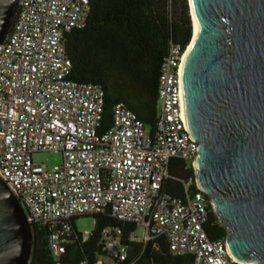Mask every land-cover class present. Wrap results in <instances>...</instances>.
I'll return each mask as SVG.
<instances>
[{
  "label": "built area",
  "instance_id": "2783aa9c",
  "mask_svg": "<svg viewBox=\"0 0 264 264\" xmlns=\"http://www.w3.org/2000/svg\"><path fill=\"white\" fill-rule=\"evenodd\" d=\"M88 13V0H18L0 43V176L28 223L52 228V264H65L62 235L68 228L56 225L103 213L135 225L128 240H139L140 229L141 241L161 237L170 254H188L191 264H253L232 259L224 237H207L209 199L197 186L191 192L184 185L182 196L163 189L173 159L187 162L194 173L197 142L186 126L181 91L187 46L170 42L162 57L151 133L122 101L114 103L110 125L99 132L103 90L70 78L65 39ZM36 152H59L61 162L38 165ZM100 242L118 262L126 258L129 246L118 226L103 227Z\"/></svg>",
  "mask_w": 264,
  "mask_h": 264
},
{
  "label": "water",
  "instance_id": "95a60500",
  "mask_svg": "<svg viewBox=\"0 0 264 264\" xmlns=\"http://www.w3.org/2000/svg\"><path fill=\"white\" fill-rule=\"evenodd\" d=\"M17 1L0 0V43ZM190 2L197 34L181 91L197 142L195 184L225 228L231 258L264 264V0ZM31 247L25 211L0 176V264H27Z\"/></svg>",
  "mask_w": 264,
  "mask_h": 264
},
{
  "label": "trees",
  "instance_id": "16d2710c",
  "mask_svg": "<svg viewBox=\"0 0 264 264\" xmlns=\"http://www.w3.org/2000/svg\"><path fill=\"white\" fill-rule=\"evenodd\" d=\"M89 13L84 25L66 36V49L72 68L70 78L98 84L104 93L102 119L98 131L111 123L114 103L124 102L151 133L157 118V78L159 67L170 42L186 48L192 36L188 0H88ZM169 177L163 189L182 196L184 185L188 191L197 190L193 169L187 162L173 159ZM80 217V216H79ZM94 228L83 238L75 227L78 217L58 223L68 231L62 235L65 264L85 260L95 264L98 257L107 255L102 249L100 233L105 226H118L129 249L126 258L114 264H191L188 254L172 255L163 238L145 242L128 240L135 225L115 220L108 213L91 216ZM32 247L27 264H52L48 235L52 228L32 225ZM211 240L223 238L225 228L208 204L203 224Z\"/></svg>",
  "mask_w": 264,
  "mask_h": 264
},
{
  "label": "rangeland",
  "instance_id": "374dc122",
  "mask_svg": "<svg viewBox=\"0 0 264 264\" xmlns=\"http://www.w3.org/2000/svg\"><path fill=\"white\" fill-rule=\"evenodd\" d=\"M148 131V126H145ZM32 160L38 165H44L46 168H51L61 162V153L59 152H36L32 154ZM76 229L81 232H91L94 228V219L91 216H80L75 222ZM141 232H138V239L141 240ZM95 264H113L109 255L98 257Z\"/></svg>",
  "mask_w": 264,
  "mask_h": 264
},
{
  "label": "bare ground",
  "instance_id": "6f19581e",
  "mask_svg": "<svg viewBox=\"0 0 264 264\" xmlns=\"http://www.w3.org/2000/svg\"><path fill=\"white\" fill-rule=\"evenodd\" d=\"M189 2V14H190V18H191V23H192V39H191V42L187 45V48H186V51L184 53V57L185 55L187 54L193 40H194V37L196 36L197 34V25H196V22H195V19H194V15H193V10H192V6H191V2L190 0H188ZM183 57V58H184Z\"/></svg>",
  "mask_w": 264,
  "mask_h": 264
},
{
  "label": "crops",
  "instance_id": "0c3cea01",
  "mask_svg": "<svg viewBox=\"0 0 264 264\" xmlns=\"http://www.w3.org/2000/svg\"><path fill=\"white\" fill-rule=\"evenodd\" d=\"M138 232H141V230L139 229V230H137V234H138Z\"/></svg>",
  "mask_w": 264,
  "mask_h": 264
}]
</instances>
